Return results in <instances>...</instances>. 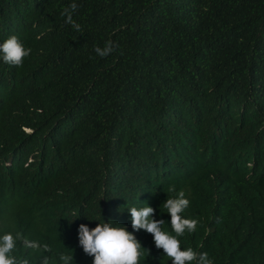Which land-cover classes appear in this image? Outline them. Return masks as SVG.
Wrapping results in <instances>:
<instances>
[{"label":"trees","instance_id":"1","mask_svg":"<svg viewBox=\"0 0 264 264\" xmlns=\"http://www.w3.org/2000/svg\"><path fill=\"white\" fill-rule=\"evenodd\" d=\"M13 35L31 49L0 59V237L20 234L17 264H93L80 225L133 232L132 207L175 235L162 204L181 191L198 221L181 250L264 264V0H0V44ZM133 235L139 264H172Z\"/></svg>","mask_w":264,"mask_h":264},{"label":"clouds","instance_id":"2","mask_svg":"<svg viewBox=\"0 0 264 264\" xmlns=\"http://www.w3.org/2000/svg\"><path fill=\"white\" fill-rule=\"evenodd\" d=\"M78 5L72 3L65 8L61 15L66 17V23L80 32L81 26L73 20V13ZM101 58L109 56L114 51L111 41H108L103 49H94ZM31 53V49H26L18 37L11 36L0 44V59L4 63L14 66H22L24 59ZM169 192H174L175 187L170 186ZM190 201L185 198L183 191L179 192L175 198H167L162 207L170 215V226L175 233L171 235L162 229L164 220H153L154 209L149 206L137 209L132 207L129 212L133 232L144 230L154 238L157 249L163 252L171 260L172 264H213L207 253H197L192 248L181 250L180 240L177 237L183 236L186 232L193 233L197 229L196 219H187L182 213L189 207ZM133 232H129L125 226L113 227L111 221L98 223L94 229H89L85 225H80L78 229L79 244L86 255L93 257V264H139L142 245ZM21 239L20 234L14 238L11 233L0 237V264H17V260L10 253L16 248L17 240ZM23 244L28 248H37L35 242L23 240ZM148 252V250H145ZM149 253V252H148ZM64 264H70L72 256L62 255L60 257ZM22 264H28L27 260ZM44 264H48L47 259Z\"/></svg>","mask_w":264,"mask_h":264}]
</instances>
